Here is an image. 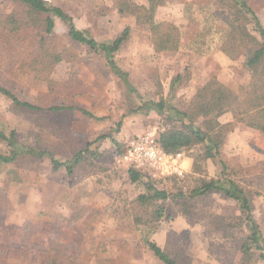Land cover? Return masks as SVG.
<instances>
[{"label": "rangeland", "instance_id": "374dc122", "mask_svg": "<svg viewBox=\"0 0 264 264\" xmlns=\"http://www.w3.org/2000/svg\"><path fill=\"white\" fill-rule=\"evenodd\" d=\"M49 1L64 7L76 28L97 42L112 40L130 28L117 59L136 93L128 94L103 56L68 41L65 27L55 18L54 33L70 60L55 67L51 93L46 81L17 74L14 61L0 52L2 86L22 101L65 107L27 112L0 94L1 131H15L21 144L46 151L61 162L104 137L90 146L91 154L74 167L72 177L64 167L54 169L47 156L0 164V197L5 198L0 207V264H163L145 245L146 238L165 252L179 248L189 264H237L242 234L225 236L208 225L211 213L240 222L237 207L220 193L190 200L188 214L168 200L167 219L150 227L134 222L136 198L145 184L170 194L185 193L221 175V169L204 156L199 162L201 172L190 174L191 154H199V146L184 152L190 164L187 175L178 180L150 179L141 173L140 181L132 182L129 168L117 163L125 142L156 135L172 124L148 106L137 111L138 106L158 101L160 96L168 107L186 104L212 77L235 91L249 81L245 52L218 14L221 6L215 0H159L155 20L166 23L180 46L175 52H155L148 31L119 14L116 0ZM248 4L264 27V0H248ZM11 10L9 2L0 0V14ZM235 117L228 112L219 119L233 122L220 157L230 177L253 192L254 215L264 233V134L234 122ZM7 151L0 140V153ZM258 255L248 264H264Z\"/></svg>", "mask_w": 264, "mask_h": 264}, {"label": "trees", "instance_id": "16d2710c", "mask_svg": "<svg viewBox=\"0 0 264 264\" xmlns=\"http://www.w3.org/2000/svg\"><path fill=\"white\" fill-rule=\"evenodd\" d=\"M6 1L12 5V10L7 14H0V52L2 56L14 61L17 74L33 75L37 80L46 81L49 92L53 91L54 83L50 76L58 64L70 60L60 36L54 33L56 19L65 27L68 41L103 56L107 66L120 80L128 94L136 93L129 73L119 66L117 59L118 52L129 39V27L124 28L112 40L97 42L86 31L76 28L64 7L52 4L49 0ZM215 1L221 6V12L218 14L238 37L245 52L244 68L249 72L247 84L240 85L235 91L212 77L196 90L186 104L168 107L167 102L160 96L158 101H148V105H140L136 110L142 111L148 106V110L162 114L172 123L155 135L156 143L166 153L188 152L194 147H200L199 154H191L193 163L190 174L201 172L199 162L204 156L221 169V175L216 180L202 181L198 187L185 193L179 190L176 194H170L150 183L145 184L144 192L136 198L134 222L137 226L150 227L157 221L167 219L168 200L174 202L182 213L188 214L192 207L190 200L210 193H220L237 207L240 222L235 223L228 217L211 213L208 215L210 229L225 236L242 234L243 237L238 243L240 258L237 264H248L255 253L259 254V260L264 263V233L254 215L255 196L251 190L230 177L229 169L220 157L221 147L233 122L219 121L224 114L234 112L236 115L234 122L264 134V27L250 8L248 0ZM116 2L119 14L130 18L135 25L148 31L155 52H175L179 49L180 39L168 29L165 22L155 20L154 14L159 0H147L146 4H139L133 0ZM0 94L9 99L12 105L27 112L65 110V107H45L42 102L32 104L22 101L1 84ZM82 112L89 115L85 111ZM120 128L121 122L117 124V131ZM103 138L98 137L86 148L60 162L46 151L21 144L16 139L15 131L6 133L0 130V140L8 147L7 153H0V164L39 161L47 156L51 159L54 169L64 167L67 176L72 177L74 167L83 161L86 154H91L90 146ZM141 173L143 172L134 168L128 171L132 182H139ZM147 176L151 179L148 174ZM179 178L181 177H171L172 180ZM4 202L5 198L0 197V207ZM144 242L152 255L163 264H189V259L179 248L165 252L148 238Z\"/></svg>", "mask_w": 264, "mask_h": 264}, {"label": "built area", "instance_id": "2783aa9c", "mask_svg": "<svg viewBox=\"0 0 264 264\" xmlns=\"http://www.w3.org/2000/svg\"><path fill=\"white\" fill-rule=\"evenodd\" d=\"M184 152L166 153L149 134L125 142L117 155V163L147 173L152 179L182 177L186 172Z\"/></svg>", "mask_w": 264, "mask_h": 264}, {"label": "crops", "instance_id": "0c3cea01", "mask_svg": "<svg viewBox=\"0 0 264 264\" xmlns=\"http://www.w3.org/2000/svg\"><path fill=\"white\" fill-rule=\"evenodd\" d=\"M53 158H54V157H53ZM54 159H55V158H54ZM55 160H57V159H55ZM60 162H61V161H60ZM188 162H189V160H188V159H186V163H185V164H186V166H188V165L190 164V163L188 164ZM188 167H189V166H188ZM59 168H60V167H59Z\"/></svg>", "mask_w": 264, "mask_h": 264}]
</instances>
